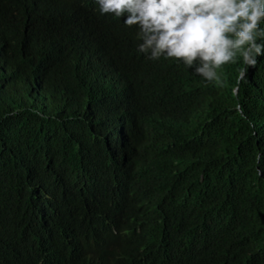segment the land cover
Wrapping results in <instances>:
<instances>
[{
    "label": "trees",
    "instance_id": "obj_1",
    "mask_svg": "<svg viewBox=\"0 0 264 264\" xmlns=\"http://www.w3.org/2000/svg\"><path fill=\"white\" fill-rule=\"evenodd\" d=\"M123 19L0 0V264H264V56L218 86Z\"/></svg>",
    "mask_w": 264,
    "mask_h": 264
},
{
    "label": "clouds",
    "instance_id": "obj_2",
    "mask_svg": "<svg viewBox=\"0 0 264 264\" xmlns=\"http://www.w3.org/2000/svg\"><path fill=\"white\" fill-rule=\"evenodd\" d=\"M101 15L135 26L137 51L151 62L175 59L209 83L218 70L264 56V0H95ZM243 74V73H242Z\"/></svg>",
    "mask_w": 264,
    "mask_h": 264
}]
</instances>
